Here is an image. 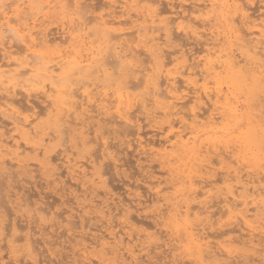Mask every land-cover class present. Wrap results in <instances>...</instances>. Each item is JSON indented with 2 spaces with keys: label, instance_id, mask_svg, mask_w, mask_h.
<instances>
[{
  "label": "bare ground",
  "instance_id": "6f19581e",
  "mask_svg": "<svg viewBox=\"0 0 264 264\" xmlns=\"http://www.w3.org/2000/svg\"><path fill=\"white\" fill-rule=\"evenodd\" d=\"M87 1L88 0H2V4H0V53L2 52V54H0V109L11 111V113H12V124H13L12 130L14 129L15 133L8 135L7 134L8 128H5L7 130V131H5L4 127L0 123V162H2L4 164L5 168L7 165V161L11 164V166H14L15 164H18L20 166H24L26 162L28 164H31V162H29V160L31 159V157H30L31 153H34L37 157V156H39V154L41 152H43L44 156L43 155L42 156L45 158L46 162H48V163H52V162H54V160L59 161L61 159V162H58L57 164H59V165L61 164V166H62V164H64L65 168L68 171V176H70L71 179H73L75 182H77L79 186L81 185L83 190H85L84 193L89 188V187H86L87 183H91L93 186H96V187H101L103 189V191L105 192V195H106V199H103V200L100 199L101 204H104V206H101L102 207L101 213H102L103 217H105V218L108 217V221L110 222V226L108 228L106 227L107 229H106L105 233L99 234V232H98V234H97V232H92V233L87 232V233H85V235H87V236L83 235L81 237V235H80V237L82 239L80 241H78V244L82 245V247H80L77 250L78 251L83 250L82 252H80L78 254L79 256L83 257V260L81 259L83 261V263H81V264H98V263H95V259L91 258L87 252L90 251L91 249H95L98 247H100V248L103 247V250L110 249L112 243L116 245L117 251L120 250L121 252H123V255H127L126 257L133 261L131 263H136L139 260L140 256H142V257L146 256V257H149L150 259L154 257V256L151 257V249H150V247H152L151 244L154 246V244H153L154 242L148 243V241L147 242L143 241V240H141L142 234L136 233L135 231H134V233L132 232V229L134 228V226L140 224L138 222L142 220L141 218H140L141 220H139L137 222L134 219L133 215H131L129 213L128 217H126L125 219L115 220L117 215H120L119 213L125 212L129 208L131 209L133 202L131 204L128 202L125 203L124 201H127V200L124 197L121 199L118 196L117 197L114 196V193H112L113 189H111V187H109L108 179L106 176V175H108V173L106 171H108L110 169V168L107 169V167H109L110 165L106 166L107 170L105 168L99 169L100 166L98 167L99 162H98V156L96 154L90 153L88 157L85 155L84 159H79V158L74 156V153L69 148V146H67L68 148L66 147V148L60 149L59 150L60 152H58V150H57V152H58L57 155L60 157H58V156L54 157V156H52L53 154H51V151H48V149L46 148V141L47 140H54V138H56L55 130L60 131L61 133H71L73 130H75L76 132H78V130H82L79 132V134H84L85 132L87 133V135H85L83 137L84 138L83 139L84 145L88 144V146H89V144H92L91 142L93 140H94L93 142L96 143L95 142L96 140H98L99 138H102V137H100L101 135H99L96 132V137L94 138L95 135L94 136L92 135V137H93L92 138L91 136H89L90 135L89 133H91L92 129H90V132H88L87 131L88 129L84 130V128H86V125L89 124V123H87V122H89V121H87V119H89L93 116H95V117L101 116V117H99V119H100V118H102V115H104V114L107 115V109H105V107H106L105 102L108 103L107 100H109V103L110 102L112 103V104L110 103V105H113L116 108V112H115L116 117L114 115L115 119L119 118L120 121L127 123V124H133L134 122H136V120L138 118H140L139 116H138V118L136 117L137 116V114H135L136 111H135V113H133V111H132L133 107L136 105H138V107H140L139 109H141V110L143 108H145L147 110V108L149 107L147 110V113H146L147 118L150 114L153 116V118L155 120L158 117L161 118L162 115H165L167 117L173 116V117H171V119L168 120L169 129H168L167 134L163 138H160L159 141H157L158 139L157 140L155 139L152 141L151 139L150 140H147V139L144 140L142 138H139V139L137 138L138 139L137 140L138 146L141 148L140 151L142 150L145 153V156H146V153H148L147 151L149 149L152 150L153 152L158 151L160 154V152L167 151L169 148L174 149L176 147H182V148H184V150L188 151V149H191L192 152L194 151V155H196V158H200L202 156L205 157V159H203V161H206L204 168H206L207 170L201 168L204 170L205 173L206 172L209 173V172H211V170L213 168H217V167H214L215 163H219V162L225 163L227 161L230 164L232 162L230 159L234 156L236 157L237 153L235 155L233 154L236 152V150H234L235 152H233V150H232V149H234V147L233 148L231 147L233 145L225 144V143H223L224 141L222 142V140H223L222 136L224 133L226 134V133H229L230 130L232 131V129L235 125L234 122L236 121V118L238 119V118H241V116H242V114L239 113V111H240L239 106L240 105L237 103H236L237 105L232 103L231 94L235 93L236 89H238L239 87L242 88V86L245 85L246 83H248V81L253 82L257 88H261L262 84L264 82V0L261 1L262 5L259 8H257V6L254 7V10L251 9L252 8L251 5L253 4L252 0H244V2L241 0H180L179 5H181L182 8L180 10H175L173 12H170V14L169 13L167 14L164 11V8H161L160 0H105L104 4L102 6H100L99 4L98 5L100 6V8H105L104 10H106V9L107 10L104 12L102 11L101 13H98V14H94V15L90 14V13H93V11L87 10V7H90V5L88 4L89 2H87ZM167 1L171 2L170 0H167ZM56 5L57 6L58 5H63V6L64 5L65 6L71 5V6H73V8L77 14V18H74L73 21L68 22V24H64L65 23L64 22L63 24H61V26L60 25L58 26L57 31H53L52 29L51 30L48 29L45 25L46 20L48 22V19H46L47 13L44 12V10L46 8L51 9L52 6H56ZM91 6H93V8H94V5L91 4ZM99 6H96V7H99ZM173 6H175V5H173ZM187 6H189V7H187ZM176 8H178V7H176ZM96 10L97 9H95L94 12H97ZM17 17H19L20 19L17 20ZM229 19H230V21H228ZM177 20L179 22L177 25H175ZM214 20H217V22H221V20L228 21L226 24L227 29H229V27H230V29L233 31L229 30L230 32H228L226 34V32L224 31L225 29H223V31H222L219 28H217L216 25L214 27V25L212 24V21H214ZM67 21H66V23H67ZM231 21L233 22V26L231 24ZM236 21H238V24H240V25H236ZM233 27H234V29H233ZM175 31H177L180 34L181 33H187L188 35L190 33H192V34H194L195 37H198L199 39L205 35H208L209 37H207L205 40V47L203 49H200V52L204 53V54L201 53L203 55V57L200 56V58H199L196 55L197 52L196 53L191 52L190 50L185 48L186 45H185V47L181 46L177 50H175L174 51L175 53H173L174 54L173 56H171V53L169 54V52H171L172 50L171 51L168 50V52H166V46H168L170 43L173 42ZM93 33H98L100 35H104L105 40L108 41V43H111L114 39H116L117 42H113L114 44L110 45V50L112 47L114 49L117 47H119L121 49V47H123L124 45L130 44L137 51H139V52L143 51L142 52L143 54H147L149 56L148 61L150 62V64L148 65L149 62H147L145 60L147 62V64H145V65H148V66L146 67L144 65L146 67L144 69L145 72L143 70L141 71V72H143L142 76L144 75L145 80H144V77H142L144 80L142 82L140 81L141 79L139 81L132 79L134 81V83L131 82L132 80H130V82L128 80L124 81L123 83L120 84L119 87L115 86L116 88L114 91L112 90L113 92L111 91V93H112L111 95L108 91L110 89L101 92V89L98 90L99 86L95 87L96 85L94 87H91L97 91V92L93 93L94 90L91 88H90L91 90L84 89L82 91H79L82 87L84 88V86H83L84 83H83V85L80 83L81 88L79 87L78 89L76 87L74 88L70 84H66V85L60 84V81H61L60 70H62L65 67V64H68V63L70 65L68 64L67 66L70 67L72 65H76V68H79L83 72H86V73L104 72V73L109 74L111 72V70H113V72H114V66H116L117 60H115L113 58L111 59V56L113 57L114 53H113V51H110L108 49L109 48L108 45L106 46V48L104 47V44H103L102 48L99 46L97 48V46L93 45V43H92V46L89 47L88 52H86L85 54H82L81 49L77 48L78 46H84L89 41L88 39L90 38V36ZM234 33H235L237 39L239 40L237 46L235 45L237 48L234 47V44H233V42H235V41H233V42L231 41V38H232ZM97 37H99V36H97ZM15 41H17V43ZM183 41H185V40H183ZM93 42L95 43L94 38H93ZM100 42H102V41H100ZM195 43H196V41H195ZM132 44H135V45H132ZM120 49H118V51ZM111 53H113V54H111ZM121 54L119 53V56L123 55V54L122 55ZM201 54H199V55H201ZM51 55H53V56H51ZM132 55H134V53H132ZM132 55H130V58L132 57ZM126 56H127V54H126ZM132 58H135V57H132ZM131 66H132V64H131ZM115 69H116V67H115ZM115 73H116V70H115ZM101 76H102V73H101ZM72 82H73V80H72ZM83 82H86V81H83ZM96 84H97V82H96ZM143 84H145V89L141 90V91L139 90L138 92H136L141 87V85H143ZM97 85H99V84H97ZM165 85H166V87L164 89L163 86H165ZM225 85L228 87V89H231L232 87L236 88V89L230 90L231 93L230 92L226 93V92H224V86ZM34 86H38L39 92L38 91L34 92V93L32 92V94L34 95L35 93H39L41 95L43 94L42 96H46L47 98L50 97L51 98V102H50L51 107L48 106L46 108L44 107V109H40V107H42V105L40 104L41 106L39 105L40 107H38L37 106L38 104H36V103H33L34 105H30V106L26 105L24 107L23 104L21 103L24 101L20 102V101H18V99H16V97H17L16 95L20 91L19 89L31 91ZM88 86H90V85H88ZM249 87H250V85H249ZM112 89H113V87H112ZM103 90H104V88H103ZM227 90H225V91H227ZM245 90H246V87H245ZM55 91L61 92V96H59L60 98H58L57 100L52 99L53 92H55ZM249 92H248V94H249ZM32 94H31V96H33ZM241 95H240V97H241ZM190 100L193 101L194 106L191 109L189 108L190 110L188 108L186 110L185 104L187 102H190ZM209 102L212 105V110L208 108V109L203 111L202 110L203 106L207 103L210 104ZM237 102H239V101H237ZM46 105H49V101H48V104H46ZM150 105H151V107L156 106L158 109L152 110ZM209 106H206V107H209ZM247 107H250V106L247 105ZM46 109L48 111L50 110L51 118L54 119L53 125H55L56 128L54 130L53 135H51L53 129L50 128L51 132H49L48 137H42V138H40V140L38 142H36L35 139L39 136V130L37 128L38 124L36 123V121L38 119H40L41 115L46 114L45 113ZM149 110H151V111H149ZM114 111L115 110H113L112 112H114ZM209 111H211V112L209 113ZM94 112L97 116L94 114ZM144 112H145V110H144ZM252 112H254V110ZM248 114H250V113H248ZM144 115L142 117H144ZM226 116H227V120H228L227 123L224 126H222L221 129H218L217 126H215V125L222 123L221 121H223V119ZM259 117L257 115V118H259ZM94 118H92V119H94ZM154 119L150 120V121L156 122ZM0 121H1V119H0ZM157 121H159V120H157ZM251 122H254V119H253V121L251 120ZM35 123H36V125H35ZM48 123H49V121H48ZM51 123H52V121H51ZM110 123H111V121H110ZM137 123H138V121H137ZM137 123H135L136 126H137ZM8 124H9V122L7 123V125ZM206 124H208V126H206L207 128H201L200 130L198 129L199 126L206 125ZM254 124H256V123L254 122ZM209 125L215 126V127L211 128V126H209ZM142 126H144V125L142 124ZM165 126H167V125L160 126V128L162 130L166 129ZM133 130L135 131L136 128H134ZM205 130H207L208 132L214 131L215 134H218L220 131H222V134L217 135L214 138V140L206 142L203 145H199V143H198L199 137H200L199 134L202 133L200 131L204 132ZM258 130H260V129H258ZM163 131H166V130H163ZM257 131H256V133H257ZM79 134L77 135V137L80 136ZM259 136H257V137L260 138L261 136L260 137ZM65 138H66V136L64 135L63 140H65V142H66L67 138L66 139ZM103 139H104V136H103ZM132 139H134V138H132ZM234 139H235V137H234ZM132 141H134V140H132ZM65 142L63 141L64 144H62V146L67 143V142L66 143ZM76 142L78 143V141H76ZM99 142L101 144L102 140L101 141L98 140V144H99ZM109 142L110 141L107 142V140H104L103 143L101 144L104 147V149H103L104 154H105V152H110L109 150H106L108 148V146H112V145H110L112 142L108 145ZM245 142H246V144H249L252 142L251 135L246 137ZM259 144H260V142H259ZM113 145H115V144H113ZM211 146L213 147L212 149H214V151H216L220 148L223 150V151H221V153L218 152V154L221 156V157H219L220 161L216 162L217 159L214 160L213 159L214 156L213 157L210 156V154L212 153ZM237 146L239 147L240 145L237 144ZM99 147H98V149H99ZM203 147H205V149H203ZM79 148H81V147H79ZM230 148H232L231 152L229 151ZM259 148H262V147H260V145H259V147L257 149H259ZM134 149H132V150H134ZM235 149H237V148H235ZM241 149L244 150V147ZM110 150H111V147H110ZM112 150H113V148H112ZM115 150H113V151H115ZM243 150H240V151H243ZM179 151H177V152H179ZM259 151H260V149H259ZM177 152H174V155ZM244 152H246V151H244ZM97 153L101 157V155H100L101 153H99V152H97ZM248 153H250V152H248ZM248 153H246V155ZM110 155H111V153H110ZM215 155L217 156L216 152H215ZM115 156L116 155H114V157ZM240 156H242V155H240ZM243 156H242V158H244ZM248 156L249 155H247V157ZM36 157L33 159L34 163L35 164L37 163L38 165L42 164L43 161L40 160L39 158H36ZM188 158L190 159V157H188ZM189 159H187V161ZM251 159H253V158H251ZM251 159H249V160L251 161ZM171 160H173V159H171ZM232 160H234V159H232ZM235 160L239 162V160H241V159H239L237 157V159H235ZM126 161H129V160H126ZM163 161H165V160H163ZM177 161L178 160H176V162ZM185 162H186V160H185ZM185 162H184V164H185ZM252 163L254 164V160H252ZM131 164L132 163H130L129 166H131ZM241 164H243L242 161H241ZM248 164L250 165V163H248ZM121 165H123V164H121ZM243 165H244L243 169L246 168L245 167L246 165L245 164H243ZM249 165H247V166H249ZM61 166H60V169H61ZM223 166H225V165H223ZM228 166H230V165H228ZM228 166H227V169H228ZM101 167H103V166H101ZM234 167H236V166H234ZM256 167H258V165H256ZM7 168H10V167L7 166ZM240 168L242 169V167H240ZM240 168L238 169V171L240 170ZM60 169H59V171H61ZM167 169H168V167H167ZM185 169H186V167H185ZM224 169H225V167H224ZM246 169H248V168H246ZM251 169H252V167H251ZM168 170L173 171L170 168ZM245 170H243V171H245ZM36 171H38V170H36ZM229 171H230V169H229ZM249 171H251V174H250L251 177H253L252 175L255 176V175H257V174L259 175L261 173L260 171L258 173H255L256 169L254 172L255 174H253L252 170H249ZM8 172H9V170H8ZM154 172L156 173V171H154ZM13 173H14V171H13ZM186 173L184 175H186ZM213 173H214V170H213ZM246 173L247 172L245 171V174ZM11 174L12 173L10 171L9 175H11ZM53 174H51V175H53ZM56 174H58V173H56ZM131 174H132V171H131ZM243 174H244V172H243ZM38 175L39 174H37V176ZM152 175H154V174H152ZM192 175H193V173H192ZM210 175L211 174H209V176ZM227 175L231 176V174H226V176ZM240 175L237 176V174H236L234 176H231L230 178L225 179L226 185L223 189L226 188V191H224V192L222 191V193L225 195V200L227 201V203H230V205H231V206H229V205H226V206H228V208L234 212L239 210L238 217L241 219L243 224H245L247 226V229H250L254 235H255V232L258 231L256 233H258V235L260 234L259 238H258V241L260 240L259 243L264 242V240L261 241L262 239H264V237H263L264 235L263 236L261 235L262 232L264 233V230H263L264 229V207H262L260 205V203L262 204V202H259L258 199H260V198L257 199V197L250 200V201L247 200V197L249 196L248 194L250 193V191H252L253 194L257 193L258 196L262 194L261 192H264L263 191L264 186H263V188L261 187V185H260V187H258L259 184H261V183H259L258 186H257V184H255L257 180L261 181L262 178H264V173H263V175L261 174V176H258L256 181H255V179L250 178V175L248 173L250 179L247 182H244L243 179H241L242 175L241 176ZM248 175H245V176H248ZM16 176H18V175L16 174ZM34 176H36V174ZM79 176H80V178H79ZM155 177H156V175H155ZM180 177H184V176H180ZM196 177H197V175H196ZM202 177H204V179L206 178V180H208L207 177H205V176H202ZM219 177H220V174H219ZM57 179H58V177H57ZM81 179H85L86 182H82L83 180H81ZM173 179H175V178H173ZM186 179H188V178H186ZM51 180H53V179H51ZM54 180H55V178H54ZM59 180L60 179H58V181ZM176 180H178V179H176ZM198 180H202V179H198ZM214 180L215 179H213V181L208 180L209 182H206L205 185L203 186L204 188L201 190H200V188L194 189L193 194H195L194 195L195 199L205 197V199H203V200L199 199L195 204H193L194 202L191 203L189 201H186V199H185L184 203H182L181 205L180 204L177 205L174 202H172V204H170V202H169L167 204V206H165V207L169 208V205H172L173 207L168 209V211H167V209H165L166 212L165 211L162 212L163 207L161 209L159 208L161 210V211L158 210L159 212H157L155 209H153V210H155L157 212V215H159V219H158L159 221L161 218H163L161 220L162 222L165 221L164 219L166 217H168V218L174 217L175 219L184 218V224L182 226L184 228H185V226H186V228H189V227H190V229L192 228V231L188 229V234H189V231H191L192 240L197 242L199 249L203 253V256H204L203 258H205V257L206 258L207 257L213 258V259L217 260L218 262L221 261V263L227 260L226 264H237L239 261L238 262L235 261L236 259L234 260V258L236 256H237L236 257L237 259H238V257H241L240 255L243 254L242 250L244 251V253L246 251H248V253H249V250H251L250 248L254 247L258 236L257 235L254 236L252 234L254 237L252 236L253 238H250L247 240L248 236L245 237L246 239H241L238 236H237L238 238H235L236 237L235 235L230 236L232 233L230 230H222L218 234L214 233V232H210L209 230L207 231L208 227L203 223L204 221H207L208 219L211 222H214V221L217 222L218 221L217 218H216V220L214 219V221H212V218L214 216H216L217 213L215 211L214 212L211 211L212 209L210 210V208H212L211 207L212 204H211V206H208L210 204L207 205V203L209 202L208 198L210 196H212V191H214V189L216 187L214 185ZM216 180H215V183H218V182H216ZM222 180H223V178L221 179V181ZM235 180H236V182H234ZM34 181L35 180H33V184H34ZM2 182H4V181H2ZM197 182H200V181H197ZM77 183H74V184H77ZM3 184H5V183H2L1 186ZM250 184H252V186ZM15 185H13V186L15 187ZM49 186H50V184H49ZM3 187L4 186H2L1 188L3 189ZM221 187H223V186H221ZM164 188L166 189V187H164ZM77 189L82 191V189H79L78 187H77ZM261 189H263V190L261 191ZM134 190H135V188H134ZM84 193H83V195H84ZM156 194H157L156 198L158 200L162 199L161 197L163 195L161 194V190H158L156 192ZM190 194L192 195V193H190ZM9 195L11 196V194H9ZM9 195H7V196H9ZM71 195H74V194L71 193ZM135 195H136V193H135ZM3 196H5V195H3ZM3 196H1V197H3ZM14 196H15V194H14ZM154 196H155V194H154ZM218 196L219 197L221 196L220 193ZM250 196H253V195L250 194ZM28 197L26 196L25 198L27 199ZM134 197L136 199L137 196H134ZM180 197H182V196H180ZM25 198H22V199H25ZM37 198H39V197H37ZM71 198H73V197H71ZM77 198H78V196H77ZM116 198H118V199L120 198V199L118 201H116ZM143 198H144V196H143ZM184 198H186V197L184 196ZM212 198H213V196H212ZM223 198H224V196H223ZM223 198H221V199H223ZM249 198H252V197H249ZM26 199H25V201H26ZM56 199H57V197H56ZM90 199H92V198H90ZM110 199H113L112 201H114V202H112V204H110L111 203L109 201ZM123 199H125V200L123 201ZM130 199L131 198H129L128 201H130ZM7 200L9 201V199H7ZM14 200L12 199L10 201L12 203H14ZM140 200L141 199H139V202H140ZM154 200H155L154 197L153 198L152 197L151 198L146 197V202L152 203V202H154ZM1 201H3V200L1 199ZM25 201H23V203L20 204L21 207L25 206V205H29L30 202H25ZM31 201H32V199H31ZM42 201L43 200H40V202H42ZM143 201H145V199H143ZM221 201H223V200H221ZM229 201H231V202H229ZM261 201H264V199L262 198ZM24 202H25V204H24ZM45 202H47V200ZM213 202H216V201H213ZM218 202H220V201L218 200ZM49 204H51V203H49ZM163 204H165V203H163ZM215 204H217V203H215ZM52 205L53 204H51V206ZM82 205H83V203H82ZM241 205H244V207L243 208L239 207ZM263 205H264V203H263ZM2 206H0V208H2ZM84 206H87V205H84ZM148 206L151 207V205H148ZM217 206H219V204ZM226 206H224V207H226ZM40 207H36L38 214L41 216H44V215L49 216L48 214H50V208L48 207V209H47V207L46 208L45 207L40 208ZM6 208H8V207H6ZM12 208L14 209V205ZM15 208H17V207H15ZM20 208H18V209H20ZM133 208H135V207H133ZM33 209H35V208H33ZM43 209H46L47 211L44 212L45 210L43 211ZM137 209H136V211H137ZM30 210H32V209H30ZM67 211H69V210H67ZM219 212H222V211H219ZM33 213L36 214L35 210L33 211ZM215 213H216V215H215ZM223 213L226 214V212H223ZM59 214H57V215H59ZM12 215L13 214H11L10 216H12ZM205 215L207 217L205 219H207V220H204ZM61 216H63V215H61ZM36 217H37V215H36ZM46 218H48V217H46ZM18 219L20 220L21 218H18ZM64 219H66V218H64ZM2 220H3V218H2ZM22 220L24 221V219H22ZM33 220H32V222H33ZM15 221L12 223V226L14 229L17 226V223ZM74 221H76V220H74ZM78 221H79V219H78ZM145 221L143 220V222H145ZM171 221H169V222L171 223ZM8 222H10V220ZM103 222H106V221H103ZM54 223H55V221L51 223V226ZM146 223H148V222H145V224ZM161 223H159V224L161 225ZM165 223L167 224L168 222H165ZM172 223L174 224V222H172ZM207 223L209 224L210 222H206V224ZM56 224H54V225H56ZM143 224L144 223H142V225ZM159 224L157 222L154 224V226L156 227V230H157L156 232L159 234V236L156 237V240H155V243L157 246H154V247H156V249H158L157 247H159V248L160 247H163V248L166 247V250L169 251V255L171 254V256H174V253H173V250H174L173 249L174 248L173 247V245H174L173 240L174 239L171 237L166 238V236L168 235L167 234L168 229L167 230L165 229L166 231H164L163 229H161L159 231L160 228L159 227L157 228V226ZM214 224L215 223H213V225ZM236 224L233 226H236ZM24 225L27 226L28 224L26 225V223H25ZM106 225H108V224H106ZM217 225L219 226L218 223H217ZM241 225H242V223H241ZM241 225L239 224V227H237V228H240ZM7 226L8 225L6 224L4 228L5 229L7 228L6 230H9V231L6 232L7 234L4 233L6 235H3L4 237L1 238V240L2 239L6 240L5 239V238H7L6 236H8L10 234L9 232L12 228V227L10 228L11 224L9 226L10 229ZM31 226H32V224H31ZM100 226H101V224H100ZM145 226H147V225H145ZM215 226H216V224H215ZM89 227H91L93 229L92 226H89ZM153 227H151V229ZM17 228L23 229L20 227H17ZM79 228L81 229V227H79ZM233 228H236V227H233ZM25 229H27V228H25ZM25 229H23L22 233L24 232ZM42 229H44V228L42 227ZM45 229L48 231V228H45ZM240 229H238V230L240 231ZM31 230H34V228ZM31 230H30V232H31ZM231 230H232V228H231ZM235 230H233V233H235ZM26 231H28V229ZM97 231H99V230L97 229ZM168 231H170V229ZM182 231H184L183 228H182ZM251 231H249V232H251ZM164 232H166V234ZM143 234H145V232ZM227 234H229V235H227ZM18 235L19 234H17V236H15L14 238L19 239V240L22 239V240L26 241L29 256L31 255L34 258L33 262L37 263L39 261V258H38L39 254L37 251H38V249L41 250L40 248L44 244V242L46 243L48 241L46 240L43 242L42 245H40V243H38V241H41L39 239L41 237L36 236V238H35L34 233L33 234L28 233V234H23V235L21 234L19 236ZM226 235L228 236L227 238H225ZM243 235H244V233L242 234V236ZM55 236H57V235L55 234ZM88 236H90V237H88ZM151 236H150V238H151ZM233 236H235V237H233ZM37 237H38V239H37ZM69 237L71 239H68L69 241L68 240L67 241L70 244V243H72V241L77 239L78 235L75 232H72ZM147 237H148V235H147ZM181 238H183V237H181ZM255 238H256V240H254ZM147 239H149V237ZM189 239L191 240V238H189ZM54 240H56V239H54ZM50 241H51V244L54 242L53 240H50ZM149 241H152V239H149ZM55 242H57V241H55ZM74 242H76V240ZM58 243H59V241H58ZM256 244H257V242H256ZM263 244H261V247ZM2 245L5 246V244H2ZM258 245L259 244H257V246ZM4 246H2V248ZM64 246H67V245H64ZM75 246H74V248H75ZM49 247L46 246V249L44 250V252L46 250H47V252L50 251L51 249ZM262 249H264V247ZM253 250H255V247L253 248ZM157 251H159V250H157ZM262 251H264V250H261V253H262ZM65 252H67V251H65ZM65 252H63V253H65ZM239 252H241V254ZM257 253H259V251H257ZM26 254H25V256H26ZM75 254L76 253L73 252V255H75ZM103 256H105V255H103ZM47 257L49 258L48 260L46 259L47 263H51V264H56V263H58V264H75L76 261H78L75 258V256H72V259H70L71 255H67L66 258L64 259V258H59L58 254L54 255V253H52V252L49 255H47L45 258H47ZM142 257H141V259H142ZM243 257H244V255H243ZM45 258H43V259H45ZM127 258H126V260H127ZM232 258H233V260H232ZM229 259H231L232 261H230ZM249 259H250V257H249ZM106 260H107V258H106ZM122 260H124V259H122ZM126 260H124V262ZM170 260H172V259H170ZM257 260H259V259H257ZM98 261L100 262L99 264H101L102 261L104 262V260H100V259H98ZM143 261H145V260H143ZM240 261H242V260H240ZM119 262H117L115 264H121L122 261H119ZM138 262H141V261H138ZM187 263L189 264V262H187ZM205 263H207V262H205ZM126 264H127V262H126ZM136 264H139V263H136ZM149 264H151V262H149ZM223 264H225V262Z\"/></svg>",
  "mask_w": 264,
  "mask_h": 264
},
{
  "label": "rangeland",
  "instance_id": "374dc122",
  "mask_svg": "<svg viewBox=\"0 0 264 264\" xmlns=\"http://www.w3.org/2000/svg\"><path fill=\"white\" fill-rule=\"evenodd\" d=\"M171 2L167 1V0H160V6L161 8H164V11L168 14H170V12H173L175 10H180L182 7L181 5H179L180 3V0H170ZM244 2V0H241ZM258 1V2H257ZM262 0H252L253 4L251 5L252 6V10H254V7L257 6V8H259L261 5H262ZM87 2H89L88 4L90 5V7H87V10H90V11H93V13H90L92 15L94 14H98V13H101L102 11H106L104 10L105 8H100V6H102L105 2V0H88ZM162 2V3H161ZM176 2V3H175ZM178 2V3H177ZM246 2V1H245ZM94 5V8L93 6H91V4ZM175 3V4H174ZM100 6H99V5ZM175 5V6H173ZM57 6V5H56ZM56 6H52L51 9H48L46 8L44 10V12H46V19H48V22L46 20V27L48 29H52L53 31H57L58 29V26L61 24H68V22H71L74 20V18H77V14L73 8V6L71 5H58L57 7ZM96 6H99V7H96ZM96 7V8H95ZM178 7V8H176ZM189 7V6H187ZM169 8V9H168ZM256 8V9H257ZM97 9L96 11L97 12H94V10ZM171 9V10H170ZM174 9V10H173ZM169 10V11H168ZM48 15V16H47ZM68 20V21H67ZM67 21V23H66ZM230 21V19L228 20ZM226 20H221V22H217V20H214L212 21V24L216 25L217 28H219L220 30L223 31V29H225L224 31L226 32V34L230 31H233L230 29H227V22ZM178 20L177 22L175 23V25L178 24ZM58 23V24H57ZM231 24L233 26V22L231 21ZM236 25H240L238 24V21H236ZM127 26V25H126ZM54 27V28H53ZM56 28V29H55ZM234 29V27H233ZM230 30V31H229ZM193 35V36H192ZM99 36V37H97ZM191 36V37H190ZM209 37L208 35H205L203 37H201L200 39L198 37H195L194 34L190 33L189 35L187 33H178L177 31H175L174 33V39H173V42L170 43L168 46H166V52L171 51L169 52V54L171 53V56H173L175 53L174 51L177 50L179 47L181 46H184L186 45L185 48H187L188 50H190L191 52H197L196 55L200 58V56L203 57L202 54H204L203 52H200V49H203L205 47V40L206 38ZM93 38L95 40V43L93 42ZM178 38V39H177ZM191 38V39H190ZM180 39V40H179ZM199 39V40H198ZM89 41L84 45V46H78L77 48L78 49H81V53L82 54H85L86 52H88V49L90 46H92V43L93 45L98 46L99 47H103V44H104V47L106 48V46L108 45L109 46V50H110V45L114 44L113 42H117L116 39H114L111 43H108V41L105 40V36L104 35H100L98 33H93L90 38L88 39ZM176 40V41H175ZM185 40V41H183ZM102 41V42H100ZM196 41V43H195ZM198 41V42H197ZM231 41H235L233 42L234 44V47L237 46L238 44V39L235 35V33L233 34L232 38H231ZM14 42V41H13ZM17 43V41H15ZM180 43V44H179ZM187 43V44H186ZM195 43V44H194ZM200 43V44H199ZM78 44V43H77ZM132 45H135V44H132ZM236 45V46H235ZM77 46V45H76ZM130 44H127V45H124L123 47H121V49L119 47L117 48H111L110 51H113V54L114 56L112 57L111 56V59H115L117 60L116 62V66H114V72L113 70H111V72L108 74V73H104V72H96V73H86V72H83L81 69L79 68H76V65H72V66H67L68 64H65V67L60 70L61 72V81H60V84H70L72 85L74 88L76 87L77 89L80 87V83L83 85L84 83V88L80 87L81 89L79 91H82L84 89H93L91 87H97L99 86L98 90L101 89V92L102 91H105V90H108L110 95L112 94L111 91L115 90V88L118 86H120L121 83H123L124 81H129L130 80H140L141 82L145 80V77L144 75L142 76V73L141 72L142 70L144 71V69L150 64V62L148 61L149 60V56L147 54H143L142 52L143 51H137L136 49L133 48V46H131ZM127 47V48H126ZM237 48V47H236ZM118 49H120L118 51ZM125 49V50H124ZM124 50V51H123ZM127 50V51H126ZM123 51V52H122ZM91 52V51H90ZM140 54H139V53ZM177 52V51H176ZM119 53L122 55V56H119ZM132 55V53H134V55H132V57H135V58H130V55ZM142 53V54H141ZM145 53V52H144ZM202 53V54H201ZM2 54V52L0 53ZM125 54V55H124ZM127 54V56H126ZM201 54V55H199ZM53 56V55H51ZM120 57V58H119ZM122 57V58H121ZM148 57V58H147ZM201 57V58H202ZM124 58V59H123ZM130 58V59H129ZM147 58V59H146ZM120 59V60H119ZM123 59V60H122ZM134 60V61H133ZM148 65H145L147 64ZM132 66H131V64ZM134 63V64H133ZM136 64V65H135ZM70 65V64H69ZM135 65V66H134ZM146 67H145V66ZM116 67V69H115ZM144 67V68H143ZM115 70H116V73H115ZM77 71V72H76ZM76 72V73H75ZM145 72V71H144ZM101 73H102V76H101ZM114 73V74H113ZM74 74V75H73ZM87 77V78H86ZM140 77V78H139ZM144 77V80L143 78ZM93 78V79H92ZM113 78V79H112ZM130 78V79H129ZM139 78V79H138ZM83 79V80H82ZM162 79V78H161ZM73 80V82H72ZM131 81L134 83V81ZM83 81H86V82H83ZM88 81V82H87ZM137 81V82H138ZM99 84L97 85L96 84ZM136 82V81H135ZM251 81H248V83H246L245 85L242 86V88H231V89H228V87L225 85L224 86V92H230V90H235V93H232L231 96H232V103L237 105L239 104V108H240V111L239 113L242 114L241 118H238V119H242L247 121L249 119H251L253 121L254 119V122L256 124H254V122H251V133H249V129L248 127H245L243 129H240L239 131L236 130L235 128V125L232 129V131L230 130L229 133H224L223 136H222V142L225 143V144H230V145H233L231 146L232 148L234 147V149L230 148L233 150V152H235L234 150H236L235 153H233L234 155L236 154V157L235 158H239L241 160L236 161V160H232L233 157L230 159L232 162L229 164L227 161V163L225 162H219V163H215V166L214 167H217V168H213L211 170V172L209 173H205L203 169L207 170L206 168H204V165L206 164V161H203V159H205L204 156L200 157V158H196V155H194V151L192 152L191 149H188L187 150H184V148L182 147H176L174 149H168L167 151H163V152H153L152 150H148L146 153V156H145V153L141 150L140 151V147L138 146V142L137 140L139 138H142L144 140H157L159 141L160 138H163L167 132H168V129H169V125H168V120L171 119V117L173 116H165V115H162L161 118L158 117L156 120L153 118V116L150 114L147 118V110L145 108H143L142 110L139 109L140 107H138V105L134 106L132 111L133 113H136L137 114V118L138 116L140 118H136V122H134L133 124H127V123H124L122 121L119 120V118L116 120L115 117H116V108L113 106V105H110L109 103V100L108 103H106V107L105 109H107V115L104 114L102 115V118L99 119V117L101 116H97L94 112V114L97 116H93L89 119H87V124L86 125V128H84V130H87L88 132H90V129L91 130V133H89L92 137V135L94 136V138L96 137V132L101 135L100 137L102 138H99L98 140H102V143L104 140H107L110 141L108 143V145H112V146H108V148L106 150H109L110 152H105L104 154V147L100 144H98V140H96L94 143L93 141L91 142L92 144H88L87 145H84L83 144V137L85 135H87V133L85 132L84 134H79L80 131L82 130H78V132H76L75 130H73L71 133H61L60 131H57L55 130L56 126L53 125V121L54 119L51 118V113H50V110L48 111L46 109V114H43L41 115L40 119H38L36 121V123L39 125H37V128L39 130V136L35 139L36 142H38L40 140V138L42 137H48V134L50 131V128L53 129L52 130V134H54V130H55V134H56V138H54V140H47L46 141V148L48 149V151H51V154H53L52 156L56 157L58 156V152H60L59 150L62 149V148H66L67 146H69V148L73 151L74 153V156L79 158V159H84L85 158V155L88 157L90 153H94L98 156V167L99 169L100 168H105L106 169V166H109L107 167V169H109L108 171H106L108 173L107 176V179H108V183H109V187H111L112 190V193H114V196H118L120 197L121 199L124 197L127 201H124L125 199H123V201L125 203H132V207L131 209L129 210H126L125 212H122V213H119L120 215H117V217L115 218V220L117 219H125L126 217H128L129 213L131 215H133L134 219L140 223L138 225H135L134 228L136 229H132V232L134 233V231L136 233H140L142 234V238L141 240L143 241H148L149 242H154V246H157L156 243H155V240H156V237L159 236V234L156 232V227L154 226V224L157 222L158 224L161 223L162 219H160V221L158 220L159 219V215H157V212L161 211L160 209L163 207V210L162 212L165 211V209H170L172 208L173 206L172 205H169V208L165 207L167 206V204L170 202V204H172V202L176 203L177 205H181L182 203H184L185 199L186 201H189L193 204H195L199 199H205V197H201V198H198V199H195L194 198V195L193 194V191L194 189H203L204 185L206 182H209V181H213V179H217L216 182L218 183H215V180H214V185L216 186L214 191H212V196H210L208 198V206H211L212 204V208H210L211 211H215L217 213H215L216 216H214L212 218V221H214V219L216 220V218L218 219L217 222H211L209 221V219H205L207 218L206 215L204 216V220H207V221H204L203 223L208 227L207 228V231L209 230L210 232H214V233H219L220 231L222 230H230L231 232V235H235L233 237L235 238H241V239H246L245 237L248 236L247 240L250 239V238H253L254 236H258L257 237V240L256 238L254 240H256L257 244H259L257 246L256 242H255V250H253V248H250L251 250H249V253L248 251H246L244 253V251L242 250L243 254L240 255L241 257H238V259L235 257L234 260L235 261H239L237 264H264V251H262L261 253V250H264L262 249L264 246V242H260L258 241V238H259V235L258 231L255 232V235L252 233V231L250 229H247V226L245 224H243V222L241 221V219L238 217V213H239V210L237 211H231L228 206L226 205H230V203H227V201L225 200V195L222 193V191H226V188L223 189L226 185V182H225V179L227 178H230L231 176H234L236 175L238 172L242 175L241 176V179H243L244 182H247L250 178L252 179H256L258 178V176H261V174L263 175V171L261 169V152H262V148H259V145L261 147V137L262 135H264V133H261V126H262V121H261V116H260V95H261V92L264 91V82L262 84V87L261 88H257L253 82ZM90 83V84H89ZM250 83V84H249ZM81 85V86H82ZM90 85V86H88ZM92 85V86H91ZM107 85V86H106ZM250 85V87H249ZM116 86V87H115ZM101 87V88H100ZM113 87V89H112ZM166 85L163 86V88L165 89ZM227 87V88H226ZM245 87H246V90H245ZM91 88V89H90ZM104 88V90H103ZM97 89V88H96ZM145 89V84L141 85V87L136 91L138 92L139 90H144ZM228 89V90H227ZM23 93H21L20 91ZM18 91V94L16 95V99H18V101H24V102H21L23 104V106L25 107L26 105L27 106H30V105H34L33 103H36L38 104L37 106L40 107L42 105V107H40V109H44V107H48L51 105V98H47L46 96H42L41 94L39 93H35L34 95L32 94V92H39L38 90V86H34L33 89L31 91H27V90H22V89H19ZM93 93L97 92L95 89H93ZM227 90V91H225ZM245 90V91H244ZM112 91V92H113ZM239 91V92H238ZM250 91V92H249ZM237 92V93H236ZM249 92V94H248ZM27 93V94H26ZM245 93V94H244ZM31 94L33 96H31ZM241 97H240V95ZM249 96H248V95ZM41 95V96H40ZM59 96H61V92L59 91H55L53 92V95H52V99L53 100H57L58 98H60ZM236 98H235V97ZM253 97V98H252ZM243 98V99H242ZM22 99V100H21ZM189 100V99H188ZM236 100V101H235ZM48 101H49V105H46L48 104ZM239 101V102H237ZM257 101V102H256ZM27 102V103H26ZM256 102V103H255ZM210 103V102H209ZM237 103V104H236ZM246 103V104H245ZM255 103V104H254ZM29 104V105H28ZM41 104V105H40ZM112 104V103H111ZM252 104V105H251ZM40 105V106H39ZM210 105V106H209ZM246 105V106H245ZM247 105H249L250 107H247ZM255 105V106H254ZM112 106V107H111ZM186 106V110L187 108L191 109L193 106H194V103L193 101L190 100V102H187L185 104ZM205 106V107H204ZM203 106V111L206 110V109H211L212 110V105L211 103L210 104H205ZM206 106H209V107H206ZM51 107V106H50ZM112 109H111V108ZM136 107V108H135ZM151 107V105H150ZM152 110L155 109L157 110L158 108L156 106H153L151 107ZM244 108V109H243ZM246 108V109H245ZM189 109V110H190ZM113 110H115L114 112H112ZM145 110V112H144ZM248 110V111H247ZM251 110V111H250ZM254 110V112H252ZM112 113H111V112ZM143 111V112H142ZM151 111V110H149ZM211 111H209L210 113ZM44 113V112H43ZM250 113V114H248ZM145 114V115H144ZM244 114V115H243ZM115 115V117H114ZM144 115V117H142ZM257 115L259 118H257ZM0 123L2 124V126L4 127V130L7 131L8 130V135L10 134H13L15 133L14 129L12 130V113L11 111H8V110H4V109H0ZM95 117V118H94ZM164 117V118H163ZM94 118V119H92ZM152 118V119H151ZM232 118V117H231ZM103 119V120H102ZM142 119V120H141ZM155 120L156 122L154 121H150V120ZM159 120V121H157ZM237 120V118H236ZM49 121V123H48ZM52 121V123H51ZM99 121V122H98ZM111 121V123H110ZM138 121V123H137ZM150 121V122H149ZM227 116L223 119V121H221L222 123H219L215 126H217L218 129H221L222 126H224L226 123H227ZM5 122V123H4ZM9 122V124L7 125V123ZM96 122V123H95ZM117 122V123H116ZM35 123V125H36ZM52 125H51V124ZM135 123H137V126L135 125ZM236 123V121L234 122V124ZM6 124V125H5ZM42 124V125H41ZM142 124L144 126H142ZM221 124V125H220ZM5 125V126H4ZM92 127H90V126ZM164 125H167L165 126L166 129H163V130H166V131H163L160 126H164ZM258 125V126H257ZM8 126V127H7ZM41 126V127H40ZM206 126H208V124L206 125H201L198 127V129L200 130L201 128H207ZM211 126V125H209ZM215 126H211V128L215 127ZM133 127V128H132ZM143 127V128H142ZM164 127V128H165ZM256 129H255V128ZM5 128H8L7 130ZM10 128V129H9ZM136 128V130L134 131L133 129ZM95 129V130H94ZM98 129V130H97ZM148 129V130H147ZM155 129V130H154ZM260 129V130H258ZM3 130V131H4ZM101 130V131H100ZM133 130V131H132ZM152 130V131H151ZM157 130V131H156ZM259 132H258V131ZM132 131V132H131ZM137 131V132H136ZM144 133H142V132ZM162 131V132H161ZM237 131V132H236ZM254 131V132H253ZM257 131V133H256ZM202 133L199 134V145H203L204 143L206 142H209L211 140H214V138L217 136V135H221L222 134V131H220L218 134H215L214 131L212 132H208L207 130H205L204 132L203 131H200ZM236 132V133H235ZM105 133V134H104ZM153 133V134H152ZM199 133V132H198ZM213 133V134H212ZM238 133V134H237ZM58 134V135H57ZM62 134V135H61ZM80 135L77 137V135ZM133 134V135H132ZM262 134V135H261ZM66 136V142L65 140H63V136ZM82 135V136H81ZM98 135V136H99ZM159 135V136H158ZM251 135V138H252V142L249 143V144H246L245 142V139L246 137L250 136ZM260 135V136H259ZM103 136H104V139H103ZM145 136V137H144ZM158 136V137H157ZM240 136V137H239ZM257 136H259L260 138H258ZM136 137V138H135ZM149 137V138H148ZM154 137V138H153ZM235 137V139H234ZM93 138V137H92ZM134 138V139H132ZM138 138V139H137ZM153 138V139H152ZM112 139V140H111ZM231 139V140H230ZM260 141H259V140ZM134 140V141H132ZM239 140V141H238ZM63 141L66 143L65 145L62 146ZM78 141V143L76 142ZM204 141V142H203ZM260 144H259V142ZM81 143V144H80ZM137 143V144H136ZM80 146H79V145ZM95 144V145H94ZM100 146H98V145ZM115 144V145H113ZM127 144V145H126ZM211 144V143H210ZM209 144V145H210ZM236 144V145H235ZM240 145L239 147L237 146ZM257 144V145H256ZM81 147V148H79ZM212 145V144H211ZM102 146V147H101ZM126 146V147H125ZM133 146V147H132ZM242 146V147H241ZM246 146V147H245ZM252 146V147H251ZM95 147V148H94ZM101 150H99L98 149ZM110 147H111V150H110ZM115 147V148H114ZM244 147V150L241 149ZM68 148V147H67ZM83 148V149H82ZM115 150L113 151L112 150ZM135 148V149H134ZM213 147L211 146V150H212V153L210 154V156H214L213 159H217V161H220L219 157H221L219 153H221V151H223L221 148L214 151V149H212ZM223 148V147H222ZM237 148V149H235ZM69 149V150H70ZM94 149V150H93ZM134 149V150H132ZM181 149V150H180ZM184 151H183V150ZM203 149H205V147H203ZM58 150V152H57ZM130 150V151H129ZM174 150V151H173ZM180 150V151H179ZM220 150V151H219ZM240 150H243V151H240ZM250 150V151H249ZM76 151V152H75ZM179 151V152H177ZM246 151V152H244ZM256 151V152H255ZM259 151V152H258ZM101 153V157L98 155V153ZM129 152V153H128ZM174 152H177L175 155H174ZM215 152L217 153V156L215 155ZM241 152V153H240ZM250 152V153H248ZM42 153V154H41ZM39 154V156L36 157V155L34 153H31L30 157L31 159L29 160V162H31V164H28L27 162L25 163L24 166H20L18 164H15L14 166H11V164L7 161V165H6V168L4 167V164L2 162H0V181H4L2 183H5L3 184L2 186L3 189L1 188V182H0V206H2V208H0V264H46L47 263V260L49 259L48 257L45 258L47 255H49L51 252L54 253V255L58 254V257L59 258H66L67 255H71V258L72 259V256H75V258L78 260L76 261L75 264H81L83 263V257L82 256H79L78 254L80 252H82L81 250L78 251L77 249H79L80 247H82V245H79L78 244V241H80L82 238L83 235H85V233L87 232H99L100 233H105L106 232V229L110 226V222L108 221V217H103L102 216V207L101 206H104V204H101V200L103 199H106V195H105V192L103 191V189L101 187H96V186H93L91 183H87L86 184V187H89L86 192L84 193L85 190H83V188L81 187V185L79 186L77 182H75L73 179L70 178V176H68V171L67 169L65 168L64 164H57L58 162H61V159L59 161H56L54 160V162L52 163H48L46 162L45 158L43 157L44 156V153L41 152ZM111 153V155H110ZM180 153V154H179ZM192 153V154H191ZM205 153V152H204ZM246 153H248L247 155H249L247 157ZM116 155L114 157V155ZM214 154V155H213ZM244 155L242 158V156L240 155ZM43 155V156H42ZM110 155V156H109ZM173 155V156H172ZM246 155V156H245ZM112 156V157H111ZM39 158L40 160L43 161L42 164H35L33 159L34 158ZM60 157V156H58ZM86 157V158H87ZM108 157V158H107ZM129 157V158H128ZM145 157V158H144ZM176 157V158H175ZM190 157V159L188 158ZM241 157V158H240ZM126 158V159H125ZM128 158V159H127ZM253 158V159H251ZM111 159V160H110ZM118 159V160H117ZM173 159V160H171ZM187 159H189L187 161ZM212 159V158H211ZM244 159V160H243ZM251 159V161L249 160ZM109 160V161H108ZM126 160H129V161H126ZM135 160V161H134ZM165 160V161H163ZM176 160H178L176 162ZM186 160V162H185ZM193 160V161H192ZM252 160H254V164L252 163ZM105 161V162H104ZM126 161V162H125ZM134 161V162H133ZM173 161V162H172ZM241 161L243 164H245L244 162L245 161H248L247 164H245L246 168H248L249 170H252L253 174L255 173H258L259 171L261 172L259 175H252L253 177H251V171H249L248 169L244 168V165L241 164ZM34 164H33V163ZM156 162V163H155ZM185 162V164H184ZM188 162V163H187ZM234 162V163H233ZM117 163V164H116ZM125 163V164H124ZM131 164V166H129V164ZM135 163V164H134ZM250 163V165L248 164ZM123 164V165H121ZM127 164V165H126ZM28 165V166H27ZM37 165V166H36ZM121 165V166H120ZM133 165V166H132ZM143 165V166H142ZM222 165H225V166H222ZM230 165V166H228ZM237 165H241L240 167H242L243 170H245L247 173L245 174V171H243L240 167V170L238 171V167ZM243 165V166H242ZM249 165V166H247ZM256 165H258V167H256ZM10 167V168H7ZM60 166H61V169H60ZM103 166V167H101ZM153 166V167H152ZM200 166V167H199ZM202 166V167H201ZM227 166H228V169H227ZM236 166V167H234ZM37 167V168H36ZM59 167V168H58ZM155 167V168H154ZM172 169L173 171H169L168 169ZM176 167V168H175ZM186 167V169H185ZM227 170H225L224 169ZM252 167V169H251ZM254 167V168H253ZM65 170H64V169ZM203 168V169H201ZM232 168V169H231ZM7 169V170H6ZM59 169L62 171H59ZM106 169V170H107ZM112 169V170H111ZM155 169V170H154ZM230 169V171H229ZM255 169H256V172H255ZM4 170V171H3ZM11 171V175H9V172ZM38 170V171H36ZM148 170V171H147ZM158 170V171H157ZM168 170V171H167ZM203 170V171H202ZM213 170H214V173H213ZM232 170V171H231ZM242 170V171H241ZM248 170V171H247ZM254 170V171H253ZM14 171V173H13ZM64 171V172H63ZM67 171V172H66ZM131 171H132V174H131ZM139 171V172H138ZM153 171V172H152ZM156 171V173L154 172ZM162 171V172H161ZM216 171V172H215ZM222 171V172H221ZM241 171V172H240ZM37 172V173H36ZM55 172V173H54ZM113 172V173H112ZM138 172V173H137ZM187 172V173H186ZM245 175H250V178H249V175L248 176H245ZM255 172V173H254ZM54 173V174H53ZM58 173V174H56ZM151 173V174H150ZM169 173V174H168ZM178 173V174H177ZM186 173V175H184ZM193 173V175H192ZM235 173V174H234ZM8 176H7V175ZM16 174L18 176H16ZM36 174V176H34ZM37 174H39L37 176ZM53 174V175H51ZM64 176H63V175ZM141 174V175H140ZM144 174V175H143ZM154 174V175H152ZM177 174V175H176ZM209 174H211L209 176ZM213 174V175H212ZM219 174H220V177H219ZM226 174H231L230 175H227ZM6 175V176H5ZM51 175V176H50ZM62 175V176H61ZM133 175V176H132ZM148 175V176H147ZM152 175V176H151ZM156 175V177H155ZM179 175V176H178ZM197 175V177H196ZM11 176V177H10ZM68 176V177H67ZM114 176V177H113ZM140 176V177H139ZM158 176V177H157ZM177 178H176V177ZM180 176H184V177H180ZM192 176V177H191ZM202 176H205L207 177V179L209 180H206V178L204 179V177ZM223 176V177H222ZM229 176V177H228ZM18 177V178H17ZM27 179H26V178ZM60 179L58 181V179ZM116 177V178H115ZM23 178V179H22ZM37 180H36V179ZM55 178V180H54ZM80 178V176H79ZM175 178V179H173ZM188 178V179H186ZM196 180H194V179ZM211 178V179H210ZM223 178V180L221 181V179ZM246 180H245V179ZM248 178V179H247ZM14 179V180H13ZM53 179V180H51ZM142 179V180H141ZM178 179V180H176ZM198 179H202V180H198ZM26 180V181H25ZM28 180V181H27ZM30 180V181H29ZM33 180L34 181V184H33ZM49 180V181H48ZM83 180L82 182H86L85 179H81ZM122 182H121V181ZM145 180V181H144ZM157 180V181H156ZM16 181V182H15ZM126 181V182H125ZM163 181V182H162ZM179 181V182H178ZM197 181H200V182H197ZM205 181V182H204ZM12 182V183H11ZM24 184H23V183ZM29 182V183H28ZM175 182V183H174ZM236 182V180L234 181ZM22 183V184H21ZM43 183V184H42ZM48 183V184H47ZM73 183V184H72ZM74 183H77V184H74ZM261 183V184H259ZM16 184V185H15ZM28 184V185H27ZM32 184V185H31ZM50 184V186H49ZM133 184V185H132ZM187 184V185H186ZM217 184V185H216ZM257 186L259 184L258 187H261L263 188L264 186V178H262L261 181H256ZM6 185V186H5ZM15 185V187L13 186ZM90 185V186H89ZM138 185V186H137ZM170 185V186H169ZM219 185V186H218ZM223 187H221V186ZM252 186V184H250ZM20 186V187H19ZM32 186V187H31ZM41 186V187H40ZM94 188H93V187ZM14 187V188H13ZM30 187V188H29ZM59 187V188H58ZM62 187V188H61ZM69 187V188H68ZM77 187L79 189H82L81 190H78ZM137 187V188H136ZM139 187V188H138ZM166 187V189L164 188ZM170 187V188H169ZM33 188V189H32ZM65 188V189H64ZM135 188V190H134ZM164 188V189H163ZM222 188V189H221ZM8 189V190H7ZM29 189V190H28ZM137 189V190H136ZM142 189V190H141ZM163 189V190H162ZM264 189V188H263ZM261 189V191L263 190ZM10 190V191H9ZM41 190V191H40ZM147 190V191H146ZM158 190H161V194L163 195L161 198L162 199H157L156 198V192ZM177 190V191H176ZM30 191V192H29ZM133 191V192H132ZM264 191V190H263ZM3 192V193H2ZM27 192V193H26ZM64 192V193H63ZM132 192V193H131ZM136 195H135V193ZM179 192V193H178ZM252 191H250V193L248 194L249 196L247 197V200H252L254 198L257 197L260 198L258 199L259 202H262V204L260 203V205L262 207H264L263 203L264 201H261V199L263 198L264 199V192H261L262 194L261 195H257L256 194H253V192L251 193ZM67 193V194H66ZM69 193V194H68ZM71 193H73L74 195H71ZM84 193V195H83ZM99 193V194H98ZM131 193V194H130ZM140 195H139V194ZM186 193V194H185ZM192 193V195L190 194ZM220 196L221 198H224L221 199L218 195ZM11 194V196L9 195ZM15 194V196H14ZM23 194V195H22ZM78 194V195H77ZM134 194V195H133ZM155 194V196H154ZM214 194V195H213ZM216 194V195H215ZM218 194V195H217ZM250 194H252L253 196H250ZM5 195V196H3ZM9 195V196H7ZM25 195V196H24ZM30 195V196H29ZM88 197H87V196ZM142 195V196H141ZM182 197H180V196ZM3 196V197H1ZM23 196V197H22ZM30 197L32 199L29 198H25V197ZM68 196V197H67ZM78 196V198H77ZM133 196V197H132ZM134 196H137L136 199ZM144 196V198H143ZM184 196L186 198H184ZM263 196V197H262ZM5 197V198H4ZM39 197V198H37ZM46 197V198H45ZM57 197V199H56ZM73 197V198H71ZM87 197V198H86ZM103 197V198H102ZM141 197V198H140ZM146 197L148 198H153L154 197V202H146ZM175 197V198H174ZM217 197V198H216ZM249 197H252V198H249ZM22 198H25V199H22ZM92 198V199H90ZM119 198V199H120ZM130 199V201H128ZM191 198V199H190ZM212 200H211V199ZM1 199L3 201H1ZM6 199V200H5ZM9 199V201L7 200ZM14 200V203H12L10 200ZM55 199V200H54ZM73 199V200H72ZM95 199V200H94ZM101 199V200H100ZM118 198H116V201L119 200ZM139 199L140 202H139ZM143 199H145V201H143ZM177 199V200H176ZM183 201H182V200ZM210 199V200H209ZM256 199V200H257ZM28 200V201H27ZM40 200H43L42 202H40ZM47 200V202H45ZM113 199H110L109 201L111 202L110 204H112V201ZM218 200L220 202H218ZM223 200V201H221ZM8 201V202H7ZM23 201L25 202H30L29 205H25V206H20V204L23 203ZM59 203H58V202ZM67 201V202H66ZM98 201V202H97ZM160 201V202H159ZM213 201H216V202H213ZM24 202V204H25ZM44 202V203H43ZM53 204L51 206V204ZM73 202V203H72ZM97 202V203H96ZM231 202V201H229ZM12 203V204H11ZM32 203V204H31ZM47 203V204H46ZM83 203V205H82ZM88 203V204H87ZM144 203V204H143ZM165 203V204H163ZM217 203V204H215ZM57 204V205H56ZM137 204V205H136ZM154 206H153V205ZM219 204V206H217ZM225 204V205H224ZM8 207V208H6ZM14 205V209L12 208ZM34 205V206H33ZM42 205V206H41ZM84 205H87V206H84ZM129 205V204H128ZM136 205V206H135ZM148 205H151V207H149ZM216 205V206H215ZM41 206V207H40ZM54 206V207H53ZM215 206V207H214ZM226 206V207H224ZM17 207V208H15ZM21 207V208H20ZM36 207H48L50 208V214H48L49 216H41L38 214L37 210H36ZM135 207V208H133ZM158 207V208H157ZM241 208L244 207V205H241L239 206ZM20 208V209H18ZM35 208V209H33ZM141 208V209H140ZM160 208V209H159ZM3 211H2V210ZM18 209V210H17ZM32 209V210H30ZM106 209V208H105ZM155 209V210H153ZM35 210L36 214L33 213V211ZM45 210V211H44ZM56 210V211H55ZM69 210V211H67ZM159 210V211H158ZM17 211V212H16ZM44 212H46L47 210L46 209H43ZM42 211V212H43ZM155 211V212H154ZM219 211H222V212H219ZM166 212V211H165ZM223 212H226L223 213ZM63 215V216H61ZM64 213V214H63ZM97 213V214H96ZM219 213V214H218ZM11 214H13L12 216H10ZM34 214V215H33ZM59 214V215H57ZM147 216H146V215ZM9 215V216H8ZM37 215V217H36ZM86 215V216H85ZM98 217H97V216ZM222 215V216H221ZM20 216V217H19ZM52 216V217H51ZM89 216V217H88ZM12 217V218H11ZM36 219H35V218ZM45 217V218H44ZM48 217V218H46ZM78 217V218H77ZM132 217V218H133ZM219 217V218H218ZM3 218V220H2ZM10 218V219H9ZM17 218V219H16ZM18 218H21L20 220ZM34 220H33V219ZM44 218V219H43ZM53 218V219H52ZM59 218V219H58ZM66 218V219H64ZM90 218V219H89ZM105 218V219H104ZM141 218V219H140ZM157 218V219H156ZM167 218V219H166ZM161 225L159 224L157 226V228L159 227V231L161 229H163L164 231H166L167 229L170 231L167 230V236L166 238L168 237H171L173 238V242H174V245H173V253H174V256H171V254L169 255V251L166 250V247H157L158 249H156V247H154L152 244L150 247L151 249V257L154 256L153 258H149V257H142L140 256L139 260L138 261H141V262H136V263H139V264H149V262H151V264H186L187 262H189V264H223L225 262L226 264V261L222 262L221 261H217L213 258H203V253L201 252V250L199 249V246L197 244V242H195L194 240H192V237H191V231H192V228L190 229L189 228H185L182 226L184 224V218H179V219H175L174 217L173 218H168L166 217ZM8 219V220H7ZM24 219V221L22 220ZM27 221H26V220ZM63 219V220H62ZM79 219V221H78ZM85 219V220H84ZM107 219V220H106ZM138 219V220H137ZM181 219V220H180ZM5 220V221H4ZM10 220V222H8ZM16 220V221H15ZM19 222H18V221ZM33 220V222H32ZM63 222H62V221ZM76 220V221H74ZM143 220L145 222H148L145 224V222H143ZM172 220V221H171ZM240 220V221H239ZM16 222L17 223V226L16 228L14 229L13 226H12V223L13 222ZM21 221V222H20ZM54 224H52L51 226V223L54 222ZM78 221V222H77ZM103 221H106V222H103ZM108 221V222H107ZM171 221V223L169 222ZM8 222V223H7ZM116 222V221H115ZM136 222V223H137ZM150 222V223H149ZM165 222H168L167 224ZM174 222V224L172 223ZM181 222V223H180ZM206 222H210L209 225L208 223L206 224ZM21 223V224H20ZM26 223L27 226H25L24 224ZM48 223V224H47ZM61 223V224H60ZM64 223V224H63ZM142 223H144L142 225ZM213 223L215 224L213 225ZM217 223L219 224V226L217 225ZM237 223V224H236ZM242 223V225H241ZM8 225L7 227L9 228L10 224V236H6L7 238H5L6 240L2 239L4 236L3 235H6L7 231L9 230H6L4 227L5 225ZM30 224V225H29ZM32 224V226H31ZM101 224V226H100ZM108 224V225H106ZM149 224V225H148ZM151 224V225H150ZM164 224V225H163ZM171 224V225H170ZM181 224V225H180ZM203 224V225H204ZM236 226H233L235 225ZM239 224L241 225V229L240 228H237L239 227ZM66 225V226H65ZM85 225V226H84ZM106 225V226H105ZM147 225V226H145ZM244 225V226H243ZM57 226V227H56ZM59 226V227H58ZM74 226V227H73ZM89 226H92L93 229ZM150 228H149V227ZM154 226V227H153ZM171 226V227H170ZM174 226V227H173ZM210 226V227H209ZM243 226V227H242ZM17 227H20V228H27L28 231H26L27 229L24 230V232L22 233L23 229H19ZM32 227V228H31ZM42 227L44 229H42ZM81 227V229L79 228ZM105 227V228H104ZM107 227V228H106ZM144 227V228H143ZM151 227H153L151 229ZM173 227V228H172ZM217 227V228H216ZM233 227H236V228H233ZM245 227V228H244ZM9 228V229H10ZM34 230H31L33 229ZM45 228H48V231L45 229ZM58 228V229H57ZM92 230H91V229ZM95 228V229H94ZM99 231H97V229ZM118 228V227H117ZM182 228L184 231H182ZM229 228V229H228ZM232 228V230H231ZM244 228V229H243ZM4 229V230H3ZM18 229V230H17ZM36 229V230H35ZM62 229V230H61ZM65 229V230H64ZM102 231H101V230ZM119 229V228H118ZM147 229V230H146ZM166 229V230H165ZM188 229L191 230L189 231V234H188ZM206 229V228H205ZM236 229V230H235ZM240 229V231L238 230ZM31 230V232H30ZM42 230V231H41ZM64 230V231H63ZM233 230H235V233H233ZM251 232H249V231ZM264 230V229H263ZM36 231V232H35ZM57 231V232H56ZM145 234H143L144 232ZM147 231V232H146ZM155 231V232H154ZM237 231V232H236ZM248 231V232H247ZM39 232V233H38ZM63 234H62V233ZM72 232H75L78 237L76 240V242L72 241V243L69 244V240L68 239H71L69 236L71 235ZM195 232V231H194ZM6 233V234H4ZM28 233H34L35 234V238L36 236L38 237H41L39 238L41 241H38V243H40V245L43 244L44 241H48V242H44V244L41 246V250L38 249V258H39V261L37 263H34L33 260L34 258L30 255L29 256V252L27 250V245H26V241L25 240H22V239H15L14 237L17 236V234L19 235H23V234H28ZM149 233V234H148ZM166 234V232H164ZM229 233V234H230ZM244 233V235L242 236V234ZM55 234L57 236H55ZM70 234V235H69ZM149 237V239H152V241H149V239H147V235ZM227 234V235H229ZM241 234V235H240ZM254 236H253V235ZM18 235V236H19ZM81 235V237H80ZM152 235V236H151ZM180 235V236H179ZM183 235V236H182ZM226 235L225 238H227L228 236ZM261 235L263 236L264 233L262 232ZM87 236V235H85ZM84 236V237H85ZM151 236V238H150ZM238 236V237H237ZM250 236V237H249ZM253 236V237H252ZM37 237V239H38ZM61 237V238H60ZM72 237V236H71ZM80 237V238H79ZM90 237V236H88ZM153 237V238H152ZM183 237V238H181ZM219 237V236H218ZM264 237V236H263ZM60 238V239H59ZM86 238V237H85ZM177 238V239H176ZM186 240H185V239ZM191 238V240L189 239ZM56 239V240H54ZM58 239V240H57ZM64 239V240H63ZM88 239V238H87ZM16 240V241H15ZM50 240H53L51 244V241ZM61 240V241H60ZM68 240V241H67ZM189 240V241H188ZM264 239H262L261 241H263ZM19 241V242H18ZM57 241V242H55ZM59 241V243H58ZM65 241V242H64ZM64 245H67V246H64ZM140 242V241H139ZM76 243V244H75ZM196 243V244H195ZM2 244H5L2 245ZM62 244V245H61ZM261 244L262 247H261ZM4 246L2 248V246ZM7 245V246H6ZM76 245V246H75ZM79 247H78V246ZM46 246L49 247L51 250L47 252V250L44 252V250L46 249ZM75 246V248H74ZM9 249H8V248ZM113 247V248H112ZM240 247V246H239ZM44 248V249H43ZM102 248V249H101ZM98 247V248H95V249H91L90 251H88L87 253L89 254V256L93 259H95V263H100L98 261V259L100 260H104V262L102 261L101 264H115L119 261H122L121 264L124 262V260H126V256L127 255H123V252H121L120 250H116V245L112 243L111 245V248L110 249H106V250H103V247ZM156 250H155V249ZM197 248V249H196ZM241 248V247H240ZM257 248V249H256ZM259 248V249H258ZM43 249V250H42ZM73 249V250H72ZM261 249V250H260ZM94 250V251H93ZM109 250V251H108ZM116 250V251H115ZM159 250V251H157ZM162 250V251H161ZM241 250V249H240ZM259 251V253H257V251ZM8 251V252H7ZM67 251V252H65ZM108 251V252H107ZM157 251V252H156ZM251 251V252H250ZM5 252V253H4ZM27 254H26V253ZM45 254H44V253ZM56 252V253H55ZM59 252V253H58ZM65 252V253H63ZM73 252H75L76 254L73 255ZM164 252V253H163ZM4 253V254H3ZM43 253V254H42ZM107 253V254H106ZM121 253V254H120ZM166 253V254H165ZM241 254V252H239ZM261 253V254H260ZM26 254V256H25ZM120 254V255H119ZM246 254V255H245ZM4 257H3V256ZM105 255V256H103ZM164 255V256H163ZM177 255V256H176ZM244 255V257H243ZM65 256V257H64ZM167 256V257H166ZM171 256V257H170ZM246 256V257H245ZM248 256V257H247ZM24 257V258H23ZM41 257V258H40ZM142 257V259H141ZM177 257V258H176ZM243 257V258H242ZM250 257V259H249ZM254 257V258H253ZM262 257V258H261ZM22 258V259H21ZM33 258V259H32ZM45 258V259H43ZM107 258V260H106ZM176 258V259H175ZM259 260H257V259ZM261 258V259H260ZM21 259V260H20ZM47 259V260H46ZM82 259V260H81ZM124 259V260H122ZM149 261H148V260ZM162 259V260H161ZM172 259V260H170ZM256 259V260H255ZM12 260V261H11ZM17 260V261H16ZM29 260V261H28ZM117 260V261H116ZM145 260V261H143ZM230 261L232 260L229 259ZM228 260V261H229ZM242 260V261H240ZM252 260V261H251ZM82 261V262H81ZM97 261V262H96ZM148 263H147V262ZM162 261V262H161ZM171 261V262H170ZM213 261V262H212ZM234 261V262H235ZM244 261V262H243ZM130 264L131 262H133L132 260H130L129 258H127V260L123 263V264ZM207 262V263H205ZM217 262V263H216ZM120 263V262H119ZM136 263H131V264H136ZM47 264H51V263H47ZM58 264V263H56ZM188 264V263H187Z\"/></svg>",
  "mask_w": 264,
  "mask_h": 264
},
{
  "label": "snow or ice",
  "instance_id": "6c2138e0",
  "mask_svg": "<svg viewBox=\"0 0 264 264\" xmlns=\"http://www.w3.org/2000/svg\"><path fill=\"white\" fill-rule=\"evenodd\" d=\"M0 4H2V0H0ZM20 18L17 17V20H19ZM260 116H261V121H262V126H261V133H264V91L261 92L260 95ZM251 119L245 121L243 119H237L236 123H235V128L237 131H239L240 129H243L245 127H248L249 129V133H251ZM261 147H262V152H261V169L262 171H264V135L261 136ZM229 151L231 152L232 150L229 149ZM233 159H237L235 157H233ZM245 164H247V161L244 162ZM223 166V165H222ZM237 167H240V165H237ZM240 173H237V176H239Z\"/></svg>",
  "mask_w": 264,
  "mask_h": 264
}]
</instances>
